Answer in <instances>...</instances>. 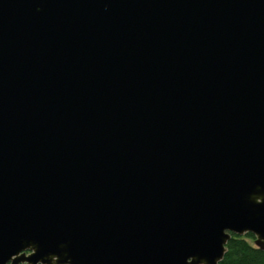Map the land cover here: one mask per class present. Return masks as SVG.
<instances>
[{
	"label": "water",
	"instance_id": "obj_1",
	"mask_svg": "<svg viewBox=\"0 0 264 264\" xmlns=\"http://www.w3.org/2000/svg\"><path fill=\"white\" fill-rule=\"evenodd\" d=\"M264 250V0H0V264H217Z\"/></svg>",
	"mask_w": 264,
	"mask_h": 264
},
{
	"label": "trees",
	"instance_id": "obj_2",
	"mask_svg": "<svg viewBox=\"0 0 264 264\" xmlns=\"http://www.w3.org/2000/svg\"><path fill=\"white\" fill-rule=\"evenodd\" d=\"M217 264H264V250L253 244L251 233L245 232L241 235L231 233Z\"/></svg>",
	"mask_w": 264,
	"mask_h": 264
},
{
	"label": "rangeland",
	"instance_id": "obj_3",
	"mask_svg": "<svg viewBox=\"0 0 264 264\" xmlns=\"http://www.w3.org/2000/svg\"><path fill=\"white\" fill-rule=\"evenodd\" d=\"M251 242H252V240H251Z\"/></svg>",
	"mask_w": 264,
	"mask_h": 264
},
{
	"label": "flooded vegetation",
	"instance_id": "obj_4",
	"mask_svg": "<svg viewBox=\"0 0 264 264\" xmlns=\"http://www.w3.org/2000/svg\"><path fill=\"white\" fill-rule=\"evenodd\" d=\"M23 264V263H22Z\"/></svg>",
	"mask_w": 264,
	"mask_h": 264
}]
</instances>
